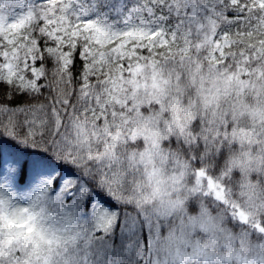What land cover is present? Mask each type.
Listing matches in <instances>:
<instances>
[{
    "label": "snow or ice",
    "instance_id": "obj_1",
    "mask_svg": "<svg viewBox=\"0 0 264 264\" xmlns=\"http://www.w3.org/2000/svg\"><path fill=\"white\" fill-rule=\"evenodd\" d=\"M0 264H264V0H0Z\"/></svg>",
    "mask_w": 264,
    "mask_h": 264
}]
</instances>
